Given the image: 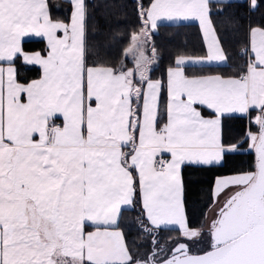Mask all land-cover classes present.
<instances>
[{
    "label": "snow or ice",
    "instance_id": "1",
    "mask_svg": "<svg viewBox=\"0 0 264 264\" xmlns=\"http://www.w3.org/2000/svg\"><path fill=\"white\" fill-rule=\"evenodd\" d=\"M72 3L65 24L49 18L45 0H0V60L9 62L0 67V264H132L118 219L137 183L151 225L197 237L185 220L181 166L219 164L235 151L222 142L220 118L250 108L259 110V131L248 133L255 171L215 181L217 197L238 190L211 223L210 249L191 255L180 244L163 264H264V29H251L254 58L239 76H188L189 64L226 61L208 0H151L124 49L134 68L123 71L86 63L85 6ZM189 19L199 21L207 54L179 56L167 69L166 122L158 127L162 81L148 75L155 48L150 58L146 45L159 20ZM30 35L47 41L46 56L23 51ZM17 55L39 65L41 77L17 82Z\"/></svg>",
    "mask_w": 264,
    "mask_h": 264
},
{
    "label": "trees",
    "instance_id": "2",
    "mask_svg": "<svg viewBox=\"0 0 264 264\" xmlns=\"http://www.w3.org/2000/svg\"><path fill=\"white\" fill-rule=\"evenodd\" d=\"M151 0H85V60L87 64L102 62L116 67L123 51L130 42L132 33L142 27L141 8L145 9ZM49 17L67 22L70 3L67 0H46ZM209 18L221 40L226 54L223 64L187 65L186 75L217 73L223 76H239L246 70L250 55L247 53V32L251 26L264 28V0H256L255 8L248 7L246 0H226L208 2ZM151 45L155 48L157 62L150 69L151 79L162 81L160 93V116L158 127L165 122V74L173 66L179 55L200 56L205 46L199 27L195 22L159 23L151 35ZM23 50L46 51L43 39L22 41ZM16 79L28 82L40 75V67L26 64L18 57L13 61ZM129 64V62H128ZM202 114L212 112L202 108ZM258 109H250L248 115H222L221 135L224 145H236L237 150L225 154L219 164L200 165L185 163L181 166L183 184L184 215L188 228L203 225L206 210L213 201V184L216 176L253 171L255 155L249 148L248 131L257 129L255 117ZM119 229L122 230L132 261L138 259L153 242L169 241L180 234L176 227H155L150 225L143 214L138 195V186L133 203L125 207L119 215ZM149 229V230H146ZM204 234L193 239L194 244L203 243ZM146 250V251H145ZM148 254V253H147Z\"/></svg>",
    "mask_w": 264,
    "mask_h": 264
},
{
    "label": "crops",
    "instance_id": "3",
    "mask_svg": "<svg viewBox=\"0 0 264 264\" xmlns=\"http://www.w3.org/2000/svg\"><path fill=\"white\" fill-rule=\"evenodd\" d=\"M67 1H69V3H70V13H69V19H68V21L67 22H64V21H62V20H53V19H51L50 17V19L51 20H53V21H59V22H62V23H65V24H70L71 23V15H72V11L74 10V8H73V3H72V0H67ZM209 1H211V0H208V2ZM214 1H226V0H214ZM247 1V3H248V7L249 8H251V9H253V8H255V6H256V0H255V4L253 5V3H252V0H246ZM83 2H84V6H85V0H83ZM45 4H46V7H47V3H46V0H45ZM150 4H151V1H150V3H149V5L145 8V9H147L149 6H150ZM47 11H48V7H47ZM48 15H49V13H48ZM210 19V18H209ZM175 22H195V23H197V25H198V27H199V30H200V34H201V37H202V40H203V43H204V46H205V53H204V55H200V56H194V55H179V56H185V57H202V56H206V54H207V42H206V40H205V38H204V35H203V31H202V29H201V27H200V24H199V21L198 20H196V19H189V20H172V21H169V20H159L158 22H157V25L159 24V23H175ZM143 26V25H142ZM149 27H150V25H149ZM252 28H258V29H264V28H262V27H259V26H251V27H249L248 28V32H247V39H248V42H247V53L250 55V58H254V55L251 53V35H250V32H251V29ZM141 29V28H140ZM140 29L138 30V31H136V32H134V33H138L139 31H140ZM155 31V30H154ZM154 31H152L151 33H150V35H152V33L154 32ZM57 35L58 36H63V32L62 31H60V32H58L57 33ZM37 38H41V39H43L44 40V42H45V45H46V51L44 52V53H41L40 51H38V50H31V51H28V50H23L25 53H28V54H32V53H36V52H39L42 56H46L47 55V41L43 38V37H37V36H35V35H30V36H25V37H23L22 38V40H21V44H22V41L23 40H26V39H37ZM130 44V43H129ZM129 44L125 47V49L129 46ZM22 47V46H21ZM84 48H85V38H84ZM152 48H153V46L151 45V40L149 41V43L146 45V55L148 56V57H150V58H152ZM179 56H177V57H179ZM17 57L22 61V62H24V63H26L24 60H23V58L21 57V56H19V55H17ZM17 57H15V58H17ZM176 57V58H177ZM14 58V59H15ZM176 58H175V60H176ZM14 61V60H13ZM13 61L11 62V66L15 69V65H14V63H13ZM128 62H130V65L128 64ZM156 62H157V54H156V52H155V57H154V62L151 64V65H149L148 66V73H149V71H150V69L156 64ZM226 62V61H225ZM225 62H223V63H225ZM223 63H221V64H223ZM27 64V63H26ZM211 64H216V63H211ZM34 65H36V64H34ZM189 65H202V64H189ZM9 66V62H7V61H2V60H0V67H4V68H7ZM39 66V65H38ZM175 66V63H174V65L173 66H170V67H174ZM40 67V66H39ZM115 69H120V70H123V71H127L128 69H133L134 68V62H133V58H132V56L131 55H129V56H125L124 55V51H123V56H122V59H121V61L118 63V65L116 66V67H114ZM169 68V67H168ZM167 68V69H168ZM167 69H166V74H165V90H166V99H165V107H166V103H167V99H168V92H167V79H168V76H167ZM15 73H16V69H15ZM211 74H217V73H211ZM41 75H42V69H41V67H40V75L37 77V78H35V79H32V80H29L28 82H19L18 80H17V82H19V83H22V84H27V83H29V82H31V81H33V80H37V79H39L40 77H41ZM202 75H206V74H202ZM188 76H193V75H188ZM224 77H230V76H224ZM152 80H157V79H152ZM135 83H139V80H138V78L134 81ZM206 109V108H205ZM250 109H255V108H250ZM249 109V110H250ZM208 110V109H207ZM209 111H211V110H209ZM212 112V111H211ZM249 112V111H248ZM248 112L247 113H225L224 115H227V114H231V115H248ZM205 118H213L214 117V113L212 112V115H204V114H202ZM222 117V116H221ZM221 119V118H220ZM56 124H62V117L61 118H58V119H55V121H54ZM165 122H166V117H165ZM164 122V123H165ZM230 146H232V145H225V147H230ZM238 149V147L236 146V150ZM125 151H128L129 149H124ZM158 158H162V159H165V160H167V159H170V156L169 155H167V154H165L164 156H162V157H158ZM247 172H252V171H246V172H241V173H233V174H225V175H219V176H216L215 177V179H214V184H213V201H212V203L210 204V206L208 207V209L206 210V214H205V219H204V222H211L212 223V220H214L215 218V216L218 214V210L220 209V207L222 206V204L225 202V200H226V198L232 193V192H234L235 190H237V188L236 187H229L228 189H226L225 191H223L221 194H219V196L217 197V196H215L214 195V189H215V181L218 179V178H221V177H225V176H230V175H238V174H242V173H247ZM137 186H138V183H137ZM138 195H139V200H140V204H141V207H142V201H141V196H140V193H139V186H138ZM133 203V202H132ZM132 205V204H131ZM131 205H129V206H125V207H130ZM124 207V208H125ZM143 210V209H142ZM143 214H144V212H143ZM144 216H145V218H146V215L144 214ZM185 220H186V218H185ZM149 223H150V221H148ZM150 225H151V223H150ZM153 226V225H152ZM160 227H176V228H179V226L178 225H175V224H164V225H161ZM93 230V228H91V227H89V228H87V231H92ZM120 230V229H119Z\"/></svg>",
    "mask_w": 264,
    "mask_h": 264
},
{
    "label": "rangeland",
    "instance_id": "4",
    "mask_svg": "<svg viewBox=\"0 0 264 264\" xmlns=\"http://www.w3.org/2000/svg\"><path fill=\"white\" fill-rule=\"evenodd\" d=\"M129 65H130V62H129ZM256 126H257V129L255 130V132H252V133H258L259 126L257 124H256ZM249 132H251V131H248L247 135ZM249 143H251L250 140H249ZM216 217H217V215L214 218L216 219ZM210 227H211V222H203V225L198 227V228H189L190 230H197L199 232V235L197 237H185L181 234V231H180L179 235L170 237L169 241H163V242L155 241L149 245L148 251L145 253H142V255L138 257V259L146 258L148 256V254L151 251H153L152 257L155 258L156 260H158V259L160 260L166 256V253L169 251V249L171 247H173L175 245V243L186 244V246H188L189 251H192V252L201 251L207 247L208 240H209ZM203 234L205 235L204 236L205 239L203 240V243L194 244L192 242L193 239H198Z\"/></svg>",
    "mask_w": 264,
    "mask_h": 264
},
{
    "label": "water",
    "instance_id": "5",
    "mask_svg": "<svg viewBox=\"0 0 264 264\" xmlns=\"http://www.w3.org/2000/svg\"><path fill=\"white\" fill-rule=\"evenodd\" d=\"M253 152H254V155H255V151H254V149H253ZM255 163H256V155H255ZM254 171H255V165H254ZM238 190V189H237ZM237 190H235V191H237ZM234 191V192H235ZM233 192V193H234ZM233 193H231L227 198H226V200L233 194ZM225 200V201H226ZM224 204V203H223ZM223 204H222V206H223ZM221 206V207H222ZM220 207V208H221ZM218 212H219V210H218ZM186 245V244H185ZM210 245H211V237H210V233H209V240H208V244H207V247L206 248H204L203 250H201V251H198V252H192V251H189V249H188V246H187V249H188V252H189V254H191V255H198V254H202L203 252H205V251H208L209 249H210ZM175 248H177V247H175V246H173V247H171L170 249H169V251L166 253V256L164 257V258H162V259H158V260H156L155 258H153L152 257V254H153V251H151L149 254H148V256L146 257V258H144V259H136V260H134V261H132V264H136V261H141V262H143V264H163V262L165 261V260H167V259H169L171 256H172V254H173V249H175ZM150 258H152L151 260H150Z\"/></svg>",
    "mask_w": 264,
    "mask_h": 264
},
{
    "label": "flooded vegetation",
    "instance_id": "6",
    "mask_svg": "<svg viewBox=\"0 0 264 264\" xmlns=\"http://www.w3.org/2000/svg\"><path fill=\"white\" fill-rule=\"evenodd\" d=\"M180 244H182V243H175V247H178Z\"/></svg>",
    "mask_w": 264,
    "mask_h": 264
},
{
    "label": "built area",
    "instance_id": "7",
    "mask_svg": "<svg viewBox=\"0 0 264 264\" xmlns=\"http://www.w3.org/2000/svg\"><path fill=\"white\" fill-rule=\"evenodd\" d=\"M158 159H160V158H158Z\"/></svg>",
    "mask_w": 264,
    "mask_h": 264
}]
</instances>
